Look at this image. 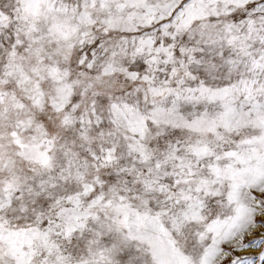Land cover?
Instances as JSON below:
<instances>
[{
	"label": "snow or ice",
	"instance_id": "6c2138e0",
	"mask_svg": "<svg viewBox=\"0 0 264 264\" xmlns=\"http://www.w3.org/2000/svg\"><path fill=\"white\" fill-rule=\"evenodd\" d=\"M0 264H264V0H0Z\"/></svg>",
	"mask_w": 264,
	"mask_h": 264
}]
</instances>
